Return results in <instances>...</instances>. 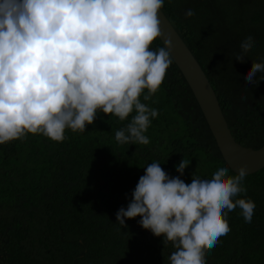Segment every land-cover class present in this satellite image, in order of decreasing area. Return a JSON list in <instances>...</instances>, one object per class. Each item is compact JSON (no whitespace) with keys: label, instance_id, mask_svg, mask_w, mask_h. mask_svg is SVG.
Instances as JSON below:
<instances>
[{"label":"trees","instance_id":"1","mask_svg":"<svg viewBox=\"0 0 264 264\" xmlns=\"http://www.w3.org/2000/svg\"><path fill=\"white\" fill-rule=\"evenodd\" d=\"M162 11L210 80L236 141L261 149L264 81L253 86L243 77L264 57V0H165ZM248 34L254 46L237 61ZM148 103L159 111L148 145L118 144L114 133L127 121L100 113L85 132L66 131L63 142L29 134L0 146V264H167L171 244L144 230L140 217L116 224L117 212L152 162L177 177L185 157L186 183L196 170L207 176L226 162L174 61ZM245 186L256 205L252 222L239 208L230 212V232L206 251V264H264V169L246 176Z\"/></svg>","mask_w":264,"mask_h":264},{"label":"clouds","instance_id":"2","mask_svg":"<svg viewBox=\"0 0 264 264\" xmlns=\"http://www.w3.org/2000/svg\"><path fill=\"white\" fill-rule=\"evenodd\" d=\"M165 0H0V146L42 135L63 142L83 133L98 114L126 125L114 133L120 145H148L158 109L148 101L173 63L172 44L159 15ZM195 15L193 9L186 18ZM165 40L164 46L153 43ZM239 44L240 61L254 46ZM264 57L251 61L246 84L264 81ZM153 103L155 101H152ZM185 157L170 177L156 161L132 192L116 224L140 217L139 225L174 249L167 264H206V251L230 232L229 213L240 209L251 223L255 202L247 197V166L232 174L218 163L210 175L183 177ZM242 197V198H240Z\"/></svg>","mask_w":264,"mask_h":264},{"label":"water","instance_id":"3","mask_svg":"<svg viewBox=\"0 0 264 264\" xmlns=\"http://www.w3.org/2000/svg\"><path fill=\"white\" fill-rule=\"evenodd\" d=\"M158 15L164 37L171 40L173 61L195 96L225 162L236 174L241 166H247L248 175L264 169V146L255 150L236 141L217 94L203 68L164 12L161 10ZM160 40L164 45L165 40Z\"/></svg>","mask_w":264,"mask_h":264}]
</instances>
